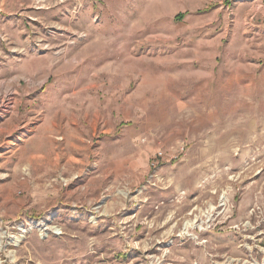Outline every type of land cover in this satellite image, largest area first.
I'll list each match as a JSON object with an SVG mask.
<instances>
[{
    "label": "rangeland",
    "instance_id": "1",
    "mask_svg": "<svg viewBox=\"0 0 264 264\" xmlns=\"http://www.w3.org/2000/svg\"><path fill=\"white\" fill-rule=\"evenodd\" d=\"M0 264H264V0H0Z\"/></svg>",
    "mask_w": 264,
    "mask_h": 264
},
{
    "label": "trees",
    "instance_id": "2",
    "mask_svg": "<svg viewBox=\"0 0 264 264\" xmlns=\"http://www.w3.org/2000/svg\"><path fill=\"white\" fill-rule=\"evenodd\" d=\"M183 17H184V14H178L176 18L177 19H182Z\"/></svg>",
    "mask_w": 264,
    "mask_h": 264
},
{
    "label": "bare ground",
    "instance_id": "3",
    "mask_svg": "<svg viewBox=\"0 0 264 264\" xmlns=\"http://www.w3.org/2000/svg\"><path fill=\"white\" fill-rule=\"evenodd\" d=\"M109 39V38H108ZM110 40V39H109Z\"/></svg>",
    "mask_w": 264,
    "mask_h": 264
}]
</instances>
